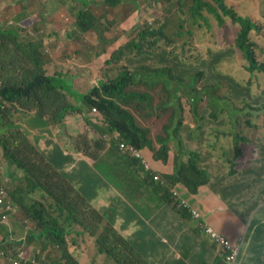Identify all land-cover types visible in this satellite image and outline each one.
I'll return each instance as SVG.
<instances>
[{
    "label": "trees",
    "instance_id": "trees-1",
    "mask_svg": "<svg viewBox=\"0 0 264 264\" xmlns=\"http://www.w3.org/2000/svg\"><path fill=\"white\" fill-rule=\"evenodd\" d=\"M67 1L62 0V2H59L58 8L65 6L64 3ZM79 1L85 3L84 7L87 6L86 0ZM124 1L102 0V3L110 9H115ZM181 6L182 8H180L179 13L180 19L176 28L172 31L171 36L169 35L171 23L167 21L161 27L156 26L160 22H157L155 27L153 24L149 25L154 28L139 33V39L146 41L147 38H154L156 43L159 42L160 37L165 40L167 45H170L176 38L183 40L189 34H193V28L201 29L203 26H206L209 23L207 14L212 15L221 27L225 24L224 16L230 17L234 24L240 25L239 32L236 36L235 48L247 62V71L251 72V74H264V63L259 61L255 43L251 40L250 36L253 29L261 32V28L251 17L239 15L234 8L227 5L226 0H191L190 4L188 2L186 4L181 3ZM83 8L78 9L75 7V9L81 10L76 18V26L84 33L96 31L99 26L94 16ZM186 25L189 26L186 27ZM17 40L18 34L16 32L10 31L9 29H0V61L3 64V67H0V149L2 150L3 159L11 163V165H16V169L21 170L23 176L12 181L6 178L4 179L0 172V189L4 188L8 191L13 206L21 210L23 218L27 220L33 219L38 223L39 229H41V238L44 237L46 242L52 245V247L59 246V258L54 259L56 264H79L71 256L68 243V236L71 235L72 229L76 227L80 228L81 234L95 235L97 238L98 252L100 254H106L118 264H148L136 257L133 247L117 232L114 228V223L107 222L101 213L90 206V203L74 188L70 180L29 140L30 132L23 126L18 125L21 114H34L31 117L37 118L36 121L40 123L42 114L45 112L43 107L45 108L47 104V101H45L46 97H48L47 95L56 88L63 89V85L65 88L66 81L70 75L68 73L62 77L57 76L55 73L49 75L48 72L34 70L27 82L21 83L20 85L15 84L10 79H6L14 77L15 72L19 70L15 60L7 61V59L18 58L36 50L33 44L27 42L19 43ZM133 45H135V50L141 56L140 61L154 63L156 60L157 62L155 63L162 66L163 70L158 71L160 73L146 71V81H149L152 85H156L157 82H163L167 92L170 94V99L163 104L158 103L153 105V100L148 94L140 95L137 92H126L129 85H136L135 74L133 71H130V66L139 63L137 59H129L128 63H126L127 68L125 67L119 75L112 76L111 72L114 71L109 70L108 73L101 75L102 79L98 86L92 87L86 94H77V105L68 106L63 111H60L59 119L61 121L70 112L74 114L83 113L85 116H88V108H96L101 112L103 119L109 124L110 129L108 130L117 132L122 141L135 148L151 149L154 152V158L163 163H166L169 159L171 145L173 143L175 144L177 140L182 144L181 146H184L183 139L188 138L187 136L191 139H198L199 137V141L204 147L215 150L217 145L212 142L219 141L220 139L211 137L214 130L210 133L207 127L208 121L214 117L217 127H230L229 130L234 129L232 133L233 140L250 142L246 129H238L237 127L238 123L241 122L246 126L249 118L246 117L238 121L234 117V115L242 113L240 110L244 109L240 107L241 104L239 101L231 105L234 108L231 107L230 111L236 112L233 113L234 115H229L231 121L223 117V114L221 115L222 107L218 91L221 89L220 82L222 79L229 81L228 84L231 86L229 91L234 100L238 99L245 102L246 100L255 98L254 103H260L258 97L251 95L249 88H242L236 80L224 77L218 72L217 64L222 62L226 53H212L208 59L201 61L196 66L191 63L189 58L180 56L175 51L169 52L165 49L156 50L148 54L142 53L141 48L143 44L133 43ZM131 46H128V48ZM81 56L80 52L68 54L65 56L63 64L70 65V61L80 64ZM114 61L120 62L119 60ZM114 61H108V64ZM33 64L38 65L35 62ZM197 69L202 71V74L206 77L207 84L198 91H196L198 89L196 76L193 75L190 77V80H187V77H185L188 71L196 73ZM136 71H140V69L137 68ZM199 75L200 73L198 77ZM173 76L175 77L174 79H172ZM69 85L67 87H70ZM168 87H174L173 92ZM181 88H186L189 91L183 93L181 92ZM67 91L70 96H73L72 89H68ZM185 96H189V101L195 107L194 114L197 119L196 125L193 124L194 127H191L192 125L188 126L189 128L184 137L181 132L184 126L181 118L183 107L176 105L174 99L178 98L180 103V99ZM205 99L210 104L212 103L214 107L209 108V106L205 107L204 105H200ZM139 100H142L141 105ZM145 101L150 103L147 115L170 111V117H167V120L165 117L166 124L163 126L162 133L157 137L156 146L153 145L150 131L142 129L135 123V112L146 111ZM233 102L235 101H231L230 103ZM127 104L132 110L129 108L122 109V106ZM202 106L205 108L200 109ZM228 107L230 106L228 105L225 110H228ZM184 108L186 107L184 106ZM150 112L152 113L150 114ZM260 126L262 127L260 130L264 131V125L261 124ZM107 131L103 133L105 134ZM217 132L219 131L217 130L215 134L218 136L228 138L226 132L223 134ZM103 139H90L86 134H81L80 137V141L88 145V150L93 147L98 152L101 149L97 147ZM103 141L105 144L103 149L108 150L106 146L107 141ZM111 148L119 151L121 154L119 142L111 143ZM194 151L188 154L191 159H189V162L184 159L185 154L182 152L178 153L184 162L176 157L173 172L171 174H164L162 180L155 181L153 179L154 177H152L154 182L165 185L164 190L167 204L173 207L178 213L180 212V214L184 213L185 207L172 195L170 189L178 183H183L191 192L196 193L199 186L206 184L209 180L208 173L200 168L195 161L197 153ZM32 156H37L38 160L30 161ZM133 161L134 163H140L134 159ZM35 169H38V171ZM9 175H11V171Z\"/></svg>",
    "mask_w": 264,
    "mask_h": 264
},
{
    "label": "rangeland",
    "instance_id": "rangeland-1",
    "mask_svg": "<svg viewBox=\"0 0 264 264\" xmlns=\"http://www.w3.org/2000/svg\"><path fill=\"white\" fill-rule=\"evenodd\" d=\"M86 1V7H84L85 3L83 1L68 0L65 3L63 2L65 6H60L58 8V3L62 2V0H0V29H9L10 31L16 32L18 34L17 41L19 43H31L36 48L35 51L26 53L21 57L7 59V61L15 60L19 70L15 72L14 77L6 79H10L12 82H15V84L20 85L21 83L27 82L34 70H42L48 72L49 75L55 73L57 76L62 77L69 73L70 77L68 81L72 84L74 83V91L86 94L92 87L98 86L102 79L101 75L108 73L109 70L114 71L111 72L112 76L119 75L125 67L127 68L126 63H128L129 59H137L139 63L143 62L140 61L141 56L136 52L133 43L139 45L143 44L141 48L142 53L151 54L156 50L165 49L169 52L175 51L179 53L180 56L182 55L187 59L189 58L191 63L196 66H198L201 61L208 59L212 53L224 52L226 53L225 57L222 62L217 64L218 72L224 77L236 80L242 88H249L251 95L253 97H258L260 103H254L255 98L246 100L245 102L238 99L234 100L229 91V89H231V86L228 84L229 81L224 79L221 80V89L218 91L222 107L221 115L223 114V117L231 121L229 115L236 113L232 110L230 111L231 107L234 108L231 105L239 101L241 104L240 107L244 109L240 110L242 113L239 115H233L238 121L246 117L249 118L246 126L241 122L238 123L237 127L238 129H246L247 137H249L250 142L233 140L231 135L234 129L229 130L230 127H217L214 117L207 123L209 132L211 133V131L214 130L211 137L220 139L219 141L212 142L217 145V148L214 150V156L219 158L223 150L227 149L228 152L223 160L227 162L225 165L230 169L235 167H232V164H234V160H237L242 155L241 150L243 149L246 157L241 158V161L238 162L239 167L247 166L251 161L256 164L255 168H258V165L264 168V131L260 130L262 129L260 125H264V74H251V72L247 71V62L243 59L242 54L235 48L236 36L239 32L240 25L234 24L230 17L224 16L225 24L221 27L212 15L207 14L209 23L206 24V26H203L201 29L193 28V34H189L183 40L176 38L170 45H167L165 40L160 37L159 42L156 43L154 38H147L146 41H142L139 39V33L154 28L157 22L160 23H157L156 26L161 27L164 22L170 21L171 28L169 29V35L171 36L172 31L176 28L180 19L179 13L180 8H182L181 3L186 4L188 2L190 4L191 0H125L115 9H110L105 6L102 0ZM226 3L231 8H234L239 15L251 17L261 28V32L253 29L250 36L251 40L255 43L259 61L264 63V0H226ZM75 7L78 9L84 7L83 9L92 13L99 26L96 30L97 32L84 33L76 26V18L81 10H77ZM152 24L154 27L149 26ZM188 26L189 25H186V27ZM186 31L188 30L186 29ZM121 38H123V40ZM130 45L132 46L128 48ZM120 49H122V51H120ZM74 52L81 53L80 64L70 61V65H64L63 61L65 56ZM113 58L120 62L114 61ZM108 61L114 62L108 64ZM34 62L38 63V65H34ZM155 62L157 61L155 60L154 63L143 62L141 64H135L130 66V71H134L138 68L144 72L150 71L151 73H160L158 71L163 70V68ZM0 67H3L2 61H0ZM199 73L200 75L198 77ZM193 75L196 76V83L198 86L196 91L207 85L206 77L202 74L201 70L197 69L196 73L188 71L185 77H187V80H190V77ZM141 77H143L144 81L137 85H129L126 92H137L140 95L148 94L153 100V105L158 103L163 104L170 99V94L167 92L163 82H157L156 85H152L149 81L145 80L144 75ZM174 78L173 76L172 79ZM193 81L195 82L194 79ZM168 88L173 92L174 87ZM56 90L57 89L48 94V97L45 99L47 103L56 102L57 105L55 110L43 108L45 112L42 114V118L44 123L48 124V126H46L47 128L43 130L41 127L33 129V127L43 126L40 125V123L34 126L33 124H35L37 118H33L30 127H28V131L31 132L29 140L33 139L34 133L46 131H50L51 137L54 138V134L57 133V130L51 129L52 122H62L64 119L62 121L57 119L58 115L61 113L60 111H63V109L68 106L77 104L75 97L68 94H62L61 99H59V96L54 97L53 92ZM188 91L189 90L186 88H181V92L183 93H187ZM188 98L189 96L182 97L180 103L178 98L174 99L176 105L183 107L181 118L184 126L181 132L184 137L189 128L188 126L192 125L191 127H194L193 124L196 125L197 119L194 114L195 107L192 106ZM139 101L141 105L142 100ZM231 101L235 102L230 103ZM145 102L146 111L135 112V123L142 129L150 131L153 145L156 146L157 137L162 133L167 117H170V111L158 112L156 114H151L152 112H150L151 115H147L150 103H148V101ZM183 105L186 108H184ZM200 105H204L205 107L209 106V108L213 106L207 99ZM228 105L230 107H228V110H225ZM205 107L202 106L200 109ZM128 108L132 110L128 104L122 106V109ZM88 115L102 120L101 112L98 110L97 113H93L92 110H89ZM90 116H85L83 113L81 114V117L94 126L101 125V121H93L95 118H91ZM104 123H106V121ZM25 124L26 122L24 121L21 124L18 122V125L24 128ZM89 130H91V128H89ZM89 130L85 129V127L82 128L76 135H73L74 141L83 142L80 141L81 134L83 133L86 134L88 138L89 135L93 136V131L89 133ZM217 130L221 132V134L226 132L228 138L215 134ZM105 134L104 139L107 141L106 139L109 138V134L112 135V133L108 130ZM118 136L120 137L119 134ZM187 137L188 138H184L185 140L183 139L184 146H181L182 144L176 140V143L171 145V149L172 151L174 150V153L182 152L185 154L184 159L188 162L190 159L188 154L195 150L194 152L197 153L195 161L198 163L202 156L201 153L198 154L201 151V146L198 142L194 141L193 138ZM260 139H262V141H260ZM235 142L238 143L236 144ZM248 150L250 151L248 152ZM85 154L88 155L86 152ZM83 156L84 155H81L80 158ZM107 158L108 159L102 164L100 161H95L91 157L89 158V162L91 161L93 165L104 174V172L111 168L110 162L113 161L111 158ZM34 160H38L37 156L31 157L30 161ZM179 160L183 161L182 157L181 159L179 158ZM199 167L202 168L201 161ZM16 168V165H11V163H8V161L0 157V172L4 179L8 178L9 169L16 170ZM35 170L38 171V169ZM259 171L262 172L264 169H260ZM101 176L103 178V175ZM262 182H264V172ZM256 193H260L264 197V186H260ZM88 236V241H86L82 249L85 255H78L74 258L71 254L74 261L77 263L83 262V264H118L114 259L109 258L104 253L98 255L96 252L98 248L97 238L95 235ZM70 251L69 249V252ZM92 259L95 261L93 262Z\"/></svg>",
    "mask_w": 264,
    "mask_h": 264
},
{
    "label": "crops",
    "instance_id": "crops-1",
    "mask_svg": "<svg viewBox=\"0 0 264 264\" xmlns=\"http://www.w3.org/2000/svg\"><path fill=\"white\" fill-rule=\"evenodd\" d=\"M133 73L136 85L144 81L142 75L147 80V72L134 70ZM68 82L67 79L65 88L64 85L63 89L56 88L54 97L59 96L61 99L62 94H68V89H72V97L75 99L77 94H84L75 92L74 83L69 82V85ZM45 108L55 110L56 102L47 103ZM31 116L34 114L19 116L20 124L26 122L27 130L33 119ZM91 118H95L93 121H101V125L94 126L81 117L80 113L70 112L62 122H52L51 129L57 130L54 138L50 131H46L34 133L31 141L70 180L93 209L101 213L107 222L114 223V228L130 243L137 258L148 264H227L223 250L204 232V228L210 226L233 245H241L235 264H264V197L256 193L260 186H264V171H259L264 168L259 165L255 168L256 164L251 161L247 166L239 167L238 162L246 157L243 150L242 155L233 161L232 167H235L228 169L225 165L227 162L223 160L227 149L218 158L214 156V150L201 144L199 137L193 138L202 147L199 152L202 155L200 161L202 169L209 175V180L199 186L196 193L182 183L170 189L172 195L185 207L184 213L180 214L167 204L165 185L152 179L156 174L162 177L173 172L176 157L174 150L171 151L168 161L163 163L156 160L154 154L146 149L145 155L151 167L149 171L111 148V143L119 142L116 132L112 131V135L109 134L106 139L108 150L103 149L105 139L97 147L101 149L100 152L93 147L88 150V145L75 142L73 135L84 127L87 130L91 128L89 133L93 131L94 135H89V138L96 140L105 138L106 134L103 132L110 129L103 120ZM57 119L61 121L59 115ZM40 120V125L43 126L33 129L47 128L48 124L44 123L43 118ZM37 124L38 121L33 125ZM81 155L84 156L80 158ZM2 156L0 149L1 159ZM90 157L101 164L107 157L111 158V168L102 174L89 162ZM9 170L11 175L8 174L7 180L13 181L23 176L21 170ZM15 208L16 213H10L8 223L0 225V264H13V258L17 254L10 249L25 250L24 256L31 258L35 255L43 264L59 258L57 249L49 245L44 237L41 238L38 223L33 219L23 218L21 210ZM192 211L202 215L203 226L193 218ZM88 235L81 234L78 227L72 229L68 242L70 254L74 258L85 255L82 249L88 241ZM96 252L100 255L98 248ZM39 254H46V259L40 258Z\"/></svg>",
    "mask_w": 264,
    "mask_h": 264
},
{
    "label": "clouds",
    "instance_id": "clouds-1",
    "mask_svg": "<svg viewBox=\"0 0 264 264\" xmlns=\"http://www.w3.org/2000/svg\"><path fill=\"white\" fill-rule=\"evenodd\" d=\"M136 52L138 53V51L136 50ZM95 109V110H94ZM89 110H92V112L93 113H97V109L96 108H93V109H89ZM88 110V111H89ZM102 120L105 122V120L103 119V117H102ZM107 123V122H106ZM108 124V123H107ZM108 126H109V124H108ZM232 136V138L234 139V137H233V135H231ZM119 137V136H118ZM121 139H120V137H119V150L121 151V154L123 155V156H126V157H128V158H130V159H134V160H137V161H139L140 163H138V164H140L143 168H145L146 170H151V167H150V164L148 163V161H147V157H146V155H145V150L146 149H148V150H150L151 151V149H149V148H144V149H138V148H135L134 146H132V145H130V144H128V143H126V142H124V141H120ZM118 142V141H117ZM121 143H125L126 145H128V147H133L137 152H139L140 154H141V156H140V158H138V157H136L135 155H132V154H130V153H128V152H123L121 149H120V144ZM171 151H172V149L170 150V152H169V155L171 154ZM153 154H154V152L153 151H151ZM178 153H176L175 152V156L177 157V158H180L181 159V157L179 156V154L177 155ZM175 157V158H176ZM184 162V161H183ZM198 165H199V162L197 163ZM175 167V159H174V165H173V168ZM204 170V169H203ZM154 178V180L155 181H159V180H162V177L160 176V175H158V174H156V175H154L153 176ZM157 178V179H156ZM183 184V183H182ZM175 186V185H174ZM186 186V185H185ZM187 187V186H186ZM6 190V189H5ZM7 192V197H6V206L5 207H1L0 206V214H6L7 216H8V220H9V218H10V213H14L15 212V207L13 206V203L11 202V200H10V196L8 195V191H6ZM7 206H9L10 208L9 209H7ZM186 207H189V206H187V205H185ZM192 216H193V218H195V216H194V214H193V211H192ZM202 216H201V220H197L196 218V220L199 222V224L201 225V226H203V224H202ZM6 223H8V221L6 222ZM3 224H5V223H0V225H3ZM206 227H210V226H206ZM205 227V228H206ZM205 228H204V232H205ZM210 228H212V227H210ZM213 229V228H212ZM218 235H220L221 237H223L221 234H219L215 229H213ZM203 231V230H202ZM206 233V232H205ZM206 234H208V233H206ZM211 238H213L215 241H216V243L219 245V247L223 250V253H224V259H225V261L227 262V264H231L230 263V261L228 260V256L230 255V251H228V249L226 248V247H224L223 245H221V243H220V241L217 239V238H215V237H213L212 235H210V234H208ZM213 235H215V233H213ZM223 238H225V237H223ZM228 240V239H227ZM229 242H230V240H228ZM230 244L233 246V247H237L238 248V254H237V257H236V260H235V262H234V264L236 263V261H237V259H238V257H239V254H240V251H241V245H237V246H235V245H233L231 242H230ZM54 248H56L57 249V251H58V249H59V246H54ZM12 252H15L16 254H17V256H16V258H13V264H15V262H17V263H19V264H33L32 263V260H36L37 261V264H43V261L41 260V259H39V258H37L35 255H33L31 258H27L26 256H24V253H25V250H22V249H19V250H17V251H15L14 249H10ZM40 255V254H39ZM46 257V254H44V255H41L40 256V258H43V259H46L45 258ZM27 261V262H26ZM46 264H56L54 261H46Z\"/></svg>",
    "mask_w": 264,
    "mask_h": 264
},
{
    "label": "built area",
    "instance_id": "built-area-1",
    "mask_svg": "<svg viewBox=\"0 0 264 264\" xmlns=\"http://www.w3.org/2000/svg\"><path fill=\"white\" fill-rule=\"evenodd\" d=\"M95 110V109H94ZM120 149L123 152H128L132 155H135L136 157L140 158L141 154L139 152H137L133 147H128V145H126L125 143H121L120 144ZM157 179V178H156ZM6 197H7V192L4 188L0 189V206L1 207H5L6 204ZM10 207L7 206V209H9ZM193 214L195 216V218L197 220H201V214L193 211ZM8 221V216L6 214H0V223H6ZM205 232L212 235L213 237L217 238L221 245H223L224 247H226L228 249V251H230V255L228 256V260L230 261L231 264H234L237 254H238V248L237 247H233L230 242L226 239L221 237L220 235H218L212 228L210 227H206L205 228ZM213 233H215V235H213ZM27 262V261H26ZM20 263V262H19ZM17 262H15V264H19ZM33 264H37L36 260H32Z\"/></svg>",
    "mask_w": 264,
    "mask_h": 264
}]
</instances>
